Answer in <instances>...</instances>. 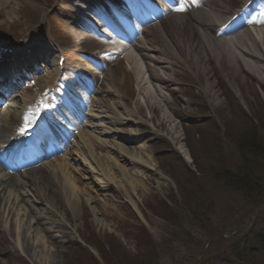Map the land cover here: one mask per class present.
I'll return each instance as SVG.
<instances>
[{
    "label": "rangeland",
    "instance_id": "374dc122",
    "mask_svg": "<svg viewBox=\"0 0 264 264\" xmlns=\"http://www.w3.org/2000/svg\"><path fill=\"white\" fill-rule=\"evenodd\" d=\"M5 1L6 0H0V4L7 6L0 12V42L10 38V35H8L6 31L10 25L14 27L23 24L24 28H28L27 24L20 18L21 12L29 11L35 18L38 14L41 15L44 9L43 3L38 0H8L11 2L10 4ZM15 4L18 9H15ZM227 7H229V5ZM64 8L66 9V7ZM8 14L11 15L10 18H7ZM44 30L42 26L38 31H33L36 32L35 34H43ZM93 42L95 46V40ZM82 44L79 45L80 48H82ZM200 56L203 61V67L201 69L191 67V69L188 70L196 82L193 83L189 74H184L187 70L182 74L178 73L177 76L173 78V82L176 83L180 81V83H182L184 76H187L189 77L187 83H189L190 86H181L178 84L177 87L175 85L174 88L178 89L173 91L171 95H165L170 106L177 112V115H170L165 119L159 111H149L144 106L141 107L143 112L142 115L146 118L148 117L154 125L163 129L167 133V136L171 133L172 135H170V137L173 136L177 141L180 140L186 152L188 153L191 150L197 163L203 168L210 169L214 162H218L216 160H218L220 156L222 159H226L227 163L224 164L225 166L234 169L238 164V159L236 152L230 151L233 149L231 144L227 152L229 155H227V153H220L215 137V128L212 126H200V129L195 127L198 125L195 122L203 121L205 115H210V111L202 107L200 90H202L203 95L208 98L210 108L220 116L221 120L223 119L225 131L229 133V130H234L235 132L242 133L245 129V124L250 122L248 119H245V122L237 121L235 122L236 124L228 122L231 118H236V115L233 116L231 114L232 110H228V107L230 108L232 104H227V102H225L226 99L221 91L222 89L220 90L219 88L222 84L220 86L218 83L219 78L216 76L217 71L224 85L233 92L235 104H238L239 107L241 105L245 109L244 111L249 120L254 117L253 112H257L256 100L264 104V76L261 78L255 75V72L248 70L243 62L231 63L227 62L225 58L222 59L221 66L214 60L213 66L215 67H211L202 53ZM185 66L188 68L187 65ZM194 85H196V87ZM209 85L212 88L211 91L209 90ZM193 90H196L197 97H195ZM198 103H201V105L198 106ZM252 109H254V111H252ZM182 118H191V122H183L181 120ZM184 124L187 126H184ZM153 132L157 133L155 130H153ZM148 136L149 139L146 146L151 152L150 155L153 161L157 163L154 152L150 147V139L154 137V135L149 134ZM215 150H217V154L214 153ZM73 152V148L68 149L61 156H57V159L59 161L60 159H64L63 162L70 168L71 175L77 180V174L74 173V171L76 169H82V167L80 166L81 160L72 155ZM95 153L100 157L99 167L109 173L110 177H113L116 183L110 191L111 194H109L107 192H101L100 188L94 185L90 179H86L84 183L77 182L79 186L77 191L79 190L78 193L82 196V198L79 199V207L81 209L79 219H77L76 212L73 214L69 211V208L63 206L59 195L45 177L36 183L37 191L32 185H30L32 188L31 191L28 188L22 189L14 186L13 189L15 192L13 189H9L1 194V196H3L0 206V230L1 228L3 230L2 234H0L1 264H21V262L23 264H69L70 258H76V254L71 251L69 252L66 247L69 239L75 237L79 239L81 236L87 237L90 235V230L96 232V234L101 237L108 235L110 238H114L117 240L115 241L116 251L118 248L117 242H120L124 247L123 250H126L131 257H135L137 255L138 242L134 236L138 232L137 227H139L141 220H137L130 208L127 207V203H129V205L132 203L138 209L140 215H142V222L146 225L150 234L148 240L154 243V248L157 249V247H160L162 241L168 238L171 231H173V234H176L177 237H180L178 227L170 228L165 221L150 213L146 208L147 203H151L154 198H167L170 196V193L172 194V192H174L169 181L158 180L156 176L147 169L142 171L135 169L140 176L137 178L139 185H137L135 191H132L131 185L125 184L120 174L110 169L108 165L109 156L107 152H105V149L98 148L95 150ZM210 156L211 161H209L210 158H208L207 161L209 162H207L206 157ZM193 164L190 158L188 165H192L193 167ZM125 167L127 171H133L129 169V165H125ZM26 182V180H21L17 185ZM82 190L86 192L81 193ZM90 191H93L92 195ZM106 194L109 196L104 197ZM86 195L90 196V202H86ZM173 195L177 196L176 193ZM213 198V201L217 204L223 217L228 213L227 202L221 198L219 194H216V197L213 196ZM167 200H169V198H167ZM125 201H127V203ZM17 203L19 206L16 207ZM30 209L32 211L31 213ZM8 212L10 213L8 214ZM224 218L218 220H232L231 217ZM38 220L39 224L37 223ZM240 220L242 221V226L247 225L248 219L243 218ZM40 223L43 224V227ZM235 226L238 227L237 223ZM42 228L49 230L53 235H48ZM42 237L44 239H41ZM41 240H43L44 245L41 243ZM140 241H142V239ZM14 246L20 249V254H23L22 256L14 250ZM26 246H29V248L26 249ZM229 246V242L215 244L212 247L213 250L208 254V264H214L210 257L218 255L216 251H223ZM192 250L191 248H186L184 251H186L187 254H191L193 252ZM120 252L121 251H119V253ZM143 254L145 255V253ZM123 262L120 264H127L126 261Z\"/></svg>",
    "mask_w": 264,
    "mask_h": 264
},
{
    "label": "bare ground",
    "instance_id": "6f19581e",
    "mask_svg": "<svg viewBox=\"0 0 264 264\" xmlns=\"http://www.w3.org/2000/svg\"><path fill=\"white\" fill-rule=\"evenodd\" d=\"M131 6H147L151 0H126ZM198 0H188L186 4H196ZM247 0H242L246 2ZM158 5L154 4V8H161V17L159 13L155 14L152 19L147 20L148 26L136 28L141 33V37L138 40H134L129 44V51L124 52V61L127 70L132 73L133 81L135 83L136 101L123 102L120 96L118 77H116L112 71H107L106 74L96 75L92 69L86 65L81 67L77 57L73 61H69L68 65L73 66L82 78L86 79L85 84L90 88L91 85L97 84L100 81L104 92L108 95H112L116 98L115 107L110 111L111 118L109 117H97L98 119H106L109 127L100 125V131L97 132L102 138H108L107 141H101L98 137L93 136L90 132L85 130L86 126H79L77 132V138L80 141V146L77 147V154L82 160L89 159L92 164H96L95 149L100 147L108 148L110 153L109 159L112 160V165H109L110 169L117 174H120L125 184L131 185V190L135 191L137 185H139V174L133 171H127L123 168L122 164H129L132 166H142L149 170L157 172V168L151 157L146 153L143 147L131 148L129 143L137 141L139 138L136 136L134 130L129 129L130 126H137L139 122L135 121L134 111L139 115V110L142 105L149 111H159L165 119L170 115H174V110L167 103L163 92L173 91L171 89L173 84L171 75L174 66L181 63H187L188 66H192L198 69L203 67V61L201 53L207 62L212 67L213 61H217L218 65H222V59L225 58L227 62L241 63L250 71H254L258 76L262 78L264 76V16L255 14V19L258 20L263 26H257L253 22L245 27L240 24L237 28L230 26L229 19L221 18V15L226 13V10L219 11V13L197 11L192 12L191 15L186 13V10L179 13H170L171 8L164 3ZM162 6V7H161ZM6 6L0 4V10ZM138 15H140L138 13ZM141 16V15H140ZM166 16L165 18H163ZM141 18L146 21L145 18ZM85 29V27H83ZM205 30V31H204ZM203 31V32H202ZM212 31H215V35L218 39L210 37ZM73 34L76 40L84 39L85 34L82 31V27L74 29ZM105 48L102 53H108L114 49L111 48L110 43H105ZM117 52L120 53L123 49L120 47V43L116 41ZM68 59H73L74 56L64 55ZM39 61V57L38 60ZM90 62L96 67H102V63L98 57H92ZM221 62V63H220ZM39 63V62H38ZM255 64V65H254ZM154 66L158 67L161 71L159 74L153 72ZM104 77V79L102 78ZM55 78V75L51 77ZM98 78V80H97ZM81 79V78H80ZM82 80V79H81ZM83 81V80H82ZM209 90L212 88L209 85ZM104 100H95L97 108H101V103ZM27 104V103H22ZM12 107V106H11ZM108 107L102 110L101 113L109 112ZM122 109L124 117L118 114V109ZM134 109V111H133ZM20 112L13 109H6L0 112V133L13 129L17 124H20ZM94 116H92L93 118ZM127 128V129H126ZM73 144V142H71ZM53 154L47 153L44 158L47 159L41 167H34L25 170L21 177L25 176V179L29 178L33 182H38L41 178L45 177L54 187V189L60 195L65 207H69L71 212H76L77 219L81 215V209L79 207V199L77 197L78 187L77 183L81 180L84 183L85 179L82 176L77 180L71 175L70 168L62 162H57L55 159L48 161ZM138 156V157H137ZM53 157V156H52ZM122 161V163H120ZM97 166V165H96ZM77 171V170H75ZM101 184L105 186L112 185L115 182L113 177H109V173H104L102 170H98ZM83 174L81 170L78 172ZM158 174V172H157ZM17 178L16 175H10L8 178L0 179V192L6 190L13 185V181ZM31 183V182H29ZM23 184V183H22ZM108 184V185H107ZM27 186V185H25ZM85 192V191H81ZM236 194L241 192L236 189ZM87 201H90L87 199ZM41 239H44L43 237ZM41 243L44 245L43 240ZM28 249L29 246H26Z\"/></svg>",
    "mask_w": 264,
    "mask_h": 264
},
{
    "label": "trees",
    "instance_id": "16d2710c",
    "mask_svg": "<svg viewBox=\"0 0 264 264\" xmlns=\"http://www.w3.org/2000/svg\"><path fill=\"white\" fill-rule=\"evenodd\" d=\"M255 120V124L254 122L245 124V129L242 133L235 132L234 130H229V133H227L234 145V148L230 151L235 149L238 164L236 169L222 172L226 184L234 188L235 191L238 189L242 193L246 202L244 204L245 207L253 205L252 203L256 202V195L253 196V194H256V188L259 189V186L262 187L264 184V109L260 110ZM215 178L217 181H220L217 171L213 173L212 181ZM262 191L264 192V187L260 191L259 197ZM182 197V203L187 205V208L193 212L192 216L197 225L198 219L200 220V230L211 235L219 231V229L217 230L219 225L217 226V223H212V215H208L207 209L198 204V199L193 197V192H187ZM164 217L168 222L175 223V214L168 212ZM260 230L258 233L251 232L253 233L252 235H243V237H240V239L233 242L223 251H216L218 255L212 258L214 264H264V231L260 232ZM187 237L191 238L193 243H196L193 240L195 237L193 233H187ZM113 242L108 241L106 244L108 245V250L100 253L104 264H120L123 261H126L127 264H161V262H158L159 253L155 249L149 250L145 255L141 253L135 257H131L127 251L123 250L119 243H117L118 248L116 251V242ZM222 242L225 241L219 240L216 244ZM199 244H201V241H197V244L194 245ZM119 251L121 252L119 253ZM83 253L79 250L78 258L70 259L69 264H93V261H91L93 259L88 256L86 258ZM208 254L206 253L205 255L206 261H204V264L209 259H207L209 257Z\"/></svg>",
    "mask_w": 264,
    "mask_h": 264
},
{
    "label": "water",
    "instance_id": "95a60500",
    "mask_svg": "<svg viewBox=\"0 0 264 264\" xmlns=\"http://www.w3.org/2000/svg\"><path fill=\"white\" fill-rule=\"evenodd\" d=\"M222 236H225V234H222Z\"/></svg>",
    "mask_w": 264,
    "mask_h": 264
}]
</instances>
